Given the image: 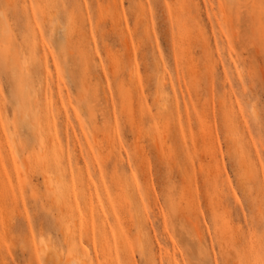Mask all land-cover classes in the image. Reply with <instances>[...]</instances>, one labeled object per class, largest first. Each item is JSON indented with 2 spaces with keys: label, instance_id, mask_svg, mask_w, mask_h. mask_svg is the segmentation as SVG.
I'll list each match as a JSON object with an SVG mask.
<instances>
[{
  "label": "rangeland",
  "instance_id": "rangeland-1",
  "mask_svg": "<svg viewBox=\"0 0 264 264\" xmlns=\"http://www.w3.org/2000/svg\"><path fill=\"white\" fill-rule=\"evenodd\" d=\"M0 3V264L264 260V0Z\"/></svg>",
  "mask_w": 264,
  "mask_h": 264
},
{
  "label": "snow or ice",
  "instance_id": "snow-or-ice-1",
  "mask_svg": "<svg viewBox=\"0 0 264 264\" xmlns=\"http://www.w3.org/2000/svg\"><path fill=\"white\" fill-rule=\"evenodd\" d=\"M10 6L8 4H2L0 3V8L7 9ZM62 23V18H61ZM43 35V33H41ZM58 41H57V49L63 47L64 44V32L60 31L57 33ZM6 93L7 101L8 103L13 107L16 108L19 111L20 108V102H19V95L17 92L16 87L12 83H8V85L3 89ZM257 123L259 124L260 128V135L262 138H264V109L261 110V114L257 119ZM43 232L36 234V240L38 244L45 245L47 244H54L55 240L52 238L55 235V225L48 221L46 224L43 225ZM247 231V230H245ZM43 264H50V261L44 260ZM159 264V262H157ZM190 264H211L210 261H204L198 258H193L190 261ZM260 264H264V260L260 262Z\"/></svg>",
  "mask_w": 264,
  "mask_h": 264
},
{
  "label": "bare ground",
  "instance_id": "bare-ground-1",
  "mask_svg": "<svg viewBox=\"0 0 264 264\" xmlns=\"http://www.w3.org/2000/svg\"><path fill=\"white\" fill-rule=\"evenodd\" d=\"M12 143H14L13 141H12ZM13 147H15V146H13ZM16 151V150H15ZM46 257V256H45ZM44 260V259H43Z\"/></svg>",
  "mask_w": 264,
  "mask_h": 264
}]
</instances>
